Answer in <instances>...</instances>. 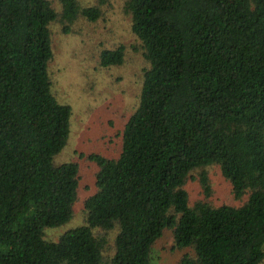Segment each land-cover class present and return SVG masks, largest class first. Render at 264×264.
Returning <instances> with one entry per match:
<instances>
[{
  "label": "trees",
  "instance_id": "obj_1",
  "mask_svg": "<svg viewBox=\"0 0 264 264\" xmlns=\"http://www.w3.org/2000/svg\"><path fill=\"white\" fill-rule=\"evenodd\" d=\"M60 3L0 0V264H151L167 230L172 264H263L264 0H123L148 63L138 105L110 138L114 153L87 156L82 224L49 240L46 229L74 217L80 169L53 160L72 111L52 91L50 26L101 15ZM124 55L104 48L99 63ZM209 166L236 205L207 201ZM196 169L203 197L192 201Z\"/></svg>",
  "mask_w": 264,
  "mask_h": 264
},
{
  "label": "rangeland",
  "instance_id": "obj_2",
  "mask_svg": "<svg viewBox=\"0 0 264 264\" xmlns=\"http://www.w3.org/2000/svg\"><path fill=\"white\" fill-rule=\"evenodd\" d=\"M50 1L56 11L61 10L60 0ZM78 1L84 7L98 6L99 19L92 22L81 17L71 25L69 32L62 30L60 21L50 26L54 56L48 67L52 91L58 101L70 106L72 111L70 140L53 160L60 164L73 161V157L80 169L74 217L62 226L46 229L45 237L49 240H56L65 230L82 224L83 201L93 191L91 184L95 174V165L87 156L95 151L114 153L116 145L110 144L113 143L110 138L138 105L143 71L148 65L140 42L130 30V14L125 11L123 0ZM117 46L125 48L123 62L101 66L100 50ZM109 121L113 122L112 126ZM78 150L85 155L79 156ZM205 170L211 188L207 201L213 205H236L231 187L218 166ZM198 172V169L191 172L185 184L192 201L203 197L200 184L194 179ZM172 245L173 236L167 230L153 246L151 264H172Z\"/></svg>",
  "mask_w": 264,
  "mask_h": 264
}]
</instances>
